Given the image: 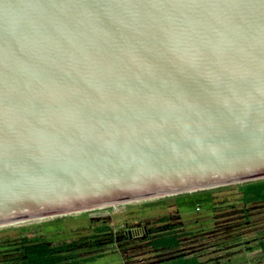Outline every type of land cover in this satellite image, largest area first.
I'll return each mask as SVG.
<instances>
[{"label":"water","instance_id":"obj_1","mask_svg":"<svg viewBox=\"0 0 264 264\" xmlns=\"http://www.w3.org/2000/svg\"><path fill=\"white\" fill-rule=\"evenodd\" d=\"M264 181V0H0V229Z\"/></svg>","mask_w":264,"mask_h":264},{"label":"rangeland","instance_id":"obj_2","mask_svg":"<svg viewBox=\"0 0 264 264\" xmlns=\"http://www.w3.org/2000/svg\"><path fill=\"white\" fill-rule=\"evenodd\" d=\"M195 202H199V209ZM99 225L109 230L95 233ZM39 233L51 245L79 242V264H170L191 257L199 264H264L260 251L264 202L244 204L240 186L187 199L0 229V244ZM168 235L178 237L176 248L153 247L155 240ZM15 257L14 252L0 246V264ZM84 259L90 262L84 263Z\"/></svg>","mask_w":264,"mask_h":264},{"label":"trees","instance_id":"obj_3","mask_svg":"<svg viewBox=\"0 0 264 264\" xmlns=\"http://www.w3.org/2000/svg\"><path fill=\"white\" fill-rule=\"evenodd\" d=\"M241 200L244 204L264 202V181L240 186ZM197 197V196H196ZM199 202H195V208L199 209ZM109 230L105 225H99L94 229L95 233ZM128 237V236H127ZM178 237L173 235L164 236L153 242L154 248L174 249L178 246ZM79 242H62L51 245L43 234H35L31 237L22 236L18 239L7 240L0 244L7 251L14 252L15 260L7 264H79L76 254L79 250ZM4 245V246H3ZM262 258L264 259V242L260 245ZM84 263L90 262L84 259ZM170 264H199L196 257L178 258Z\"/></svg>","mask_w":264,"mask_h":264},{"label":"flooded vegetation","instance_id":"obj_4","mask_svg":"<svg viewBox=\"0 0 264 264\" xmlns=\"http://www.w3.org/2000/svg\"><path fill=\"white\" fill-rule=\"evenodd\" d=\"M128 237L131 238L130 232H128Z\"/></svg>","mask_w":264,"mask_h":264}]
</instances>
